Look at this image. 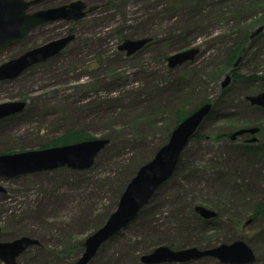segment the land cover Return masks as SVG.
Segmentation results:
<instances>
[{
  "label": "rangeland",
  "instance_id": "1",
  "mask_svg": "<svg viewBox=\"0 0 264 264\" xmlns=\"http://www.w3.org/2000/svg\"><path fill=\"white\" fill-rule=\"evenodd\" d=\"M73 1L47 0L29 12ZM81 1L87 11L96 9L81 20L38 27L0 48L2 65L44 43L74 36L56 56L0 80V103H26L22 112L0 120V153L40 149L70 130L109 144L89 170L65 167L0 179L5 188L0 241L24 236L39 241L19 264H74L84 250L80 243L117 209L122 187L168 143L171 117L164 106L185 75L197 94L212 99L214 114L183 151L173 177L89 264H144L141 257L159 246L208 249L240 239L264 261V218L246 224L254 205L264 202V131L249 148L240 137H220L264 128V108L248 100L264 87V30L251 38L264 26V0ZM248 33L238 67V59L228 65V53ZM145 38L150 41L130 56L119 50L125 39ZM190 48L199 49L194 60L169 66L166 56ZM197 205L214 210L216 217L202 218ZM0 264L5 263L0 259Z\"/></svg>",
  "mask_w": 264,
  "mask_h": 264
},
{
  "label": "water",
  "instance_id": "2",
  "mask_svg": "<svg viewBox=\"0 0 264 264\" xmlns=\"http://www.w3.org/2000/svg\"><path fill=\"white\" fill-rule=\"evenodd\" d=\"M44 1L0 0V47L25 39L40 26L59 20H80L89 11L96 9V7H91L87 11V4L77 0L59 7L29 12L31 8ZM263 30L264 26L258 27L251 38L258 36ZM73 38V35H68L62 39L44 43L16 59L3 63L0 65V80L16 78L30 67L56 56ZM149 41L148 38L126 39L119 46V50L126 51L130 56L143 48ZM198 53V48L176 52L168 58L169 66L173 68L194 60ZM241 60L242 57H239L234 65L235 68L238 67ZM230 80L231 77L228 76L222 87L226 88ZM248 100L253 105L264 107V91L249 96ZM25 106L26 103L23 101L0 103V120L22 112ZM212 109L213 103L204 104L172 131L168 143L162 146L154 158L144 164L128 183L117 209L110 215L106 223L86 238L84 252L74 264L92 262L101 247L122 231L150 203L157 190L173 177L183 151ZM258 132L259 128L257 127L240 129L231 134L230 139L236 140L245 134L256 135ZM256 141L257 138H254L250 142ZM108 144V139H87L61 146L3 154L0 155V178H13L65 167L78 171L89 170ZM3 191L5 192V188L0 185V192ZM195 210L207 220L217 215L214 210L203 205L196 206ZM251 222L250 219L246 224ZM37 244H39L38 240L27 236L12 241H0V259L5 264H19L18 259L21 255L30 246ZM205 257L215 258L219 260L220 264H247L254 263L256 260L254 250L240 239L230 244L224 243L208 249L199 247L173 249L169 246H159L151 253L143 255L141 261L144 264L188 263Z\"/></svg>",
  "mask_w": 264,
  "mask_h": 264
},
{
  "label": "trees",
  "instance_id": "3",
  "mask_svg": "<svg viewBox=\"0 0 264 264\" xmlns=\"http://www.w3.org/2000/svg\"><path fill=\"white\" fill-rule=\"evenodd\" d=\"M189 32H191V31L186 32L185 35L181 34L180 38L178 40H183V37L188 36ZM249 37H250V33H248L243 39H241L242 41H240V43L237 44V47L235 49H232V51H230L229 53L227 51V53H228V57H227L228 65L232 64L234 61H236L242 55V53L244 52V47H243L244 43L247 41V39ZM226 56H227V54H226ZM166 58H168V56H166ZM234 74H236V72H234ZM188 78L185 75H183L182 77H179L178 82H176V86L179 89L178 92L172 96L173 98L170 100L169 104H167V106H164V108H165L164 111H167L169 113V116L171 117L169 119V128L167 130L166 141H168L169 138L171 137L172 131L183 120H185L189 115H191L193 112H195L197 109H199L204 104L213 102L212 99H210L206 96L202 97L201 94H197V88H196V90H194V87H190V85L185 82ZM263 81H264V79H263ZM263 90H264V87H263ZM263 90H261V91H263ZM213 112H214V110L211 111V113L207 117V119L211 115L214 114ZM206 120H205V122H206ZM223 120H229V118L225 117ZM203 124H202V126H203ZM232 133L233 132H230L229 134H223L222 133V134H220V137H226V136L230 137V135ZM196 137H198L197 134L193 136L191 141L194 140V138H196ZM86 138L88 139V137L84 131L79 132V131L70 130L67 133L63 134L61 137H58L54 141L50 142L48 145L38 146V148L43 149V148H49V147L71 144V143H75L78 141H82ZM91 138H93V137H91ZM245 146L247 148L250 147L249 144H245ZM5 153L6 152H1L0 155L5 154ZM180 161H181V159H180ZM144 163H146V162H142V164L137 167L136 171L132 174L130 179H132V177L136 174L138 169ZM177 169H178V167H177ZM127 184H128V182H126V184L122 187V190L118 196V199L121 197V195L124 192ZM251 218H253V220L264 218V202H260V203H257L256 205H254V207L252 209ZM98 228H100V227H96L95 231ZM84 246H85V241L81 242L80 245L78 246V248L83 249ZM171 248H174V247H171Z\"/></svg>",
  "mask_w": 264,
  "mask_h": 264
},
{
  "label": "flooded vegetation",
  "instance_id": "4",
  "mask_svg": "<svg viewBox=\"0 0 264 264\" xmlns=\"http://www.w3.org/2000/svg\"><path fill=\"white\" fill-rule=\"evenodd\" d=\"M47 1V0H46ZM261 107V106H260ZM261 108H264V107H261ZM264 131V128L262 127H259V132L256 134V135H251V134H245L243 136H241L240 138L243 139V142L245 144H249V142L254 139V138H257V141L256 142H259L260 139L259 137H257L258 135H260L261 132ZM252 222H253V219H252ZM206 258H212V257H205V258H202V259H206ZM215 259V258H214ZM201 260V259H199ZM193 261H198V260H193ZM219 261V260H218ZM191 262V261H190ZM247 264H264V261H260V259L258 257H256V260L254 263H247Z\"/></svg>",
  "mask_w": 264,
  "mask_h": 264
},
{
  "label": "bare ground",
  "instance_id": "5",
  "mask_svg": "<svg viewBox=\"0 0 264 264\" xmlns=\"http://www.w3.org/2000/svg\"><path fill=\"white\" fill-rule=\"evenodd\" d=\"M59 22V21H58ZM54 23V22H53ZM47 25V24H46ZM43 26H45V25H43ZM33 32V31H32Z\"/></svg>",
  "mask_w": 264,
  "mask_h": 264
}]
</instances>
